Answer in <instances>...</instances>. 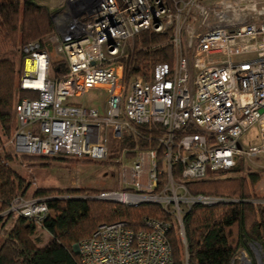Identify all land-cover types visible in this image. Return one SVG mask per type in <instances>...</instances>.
Wrapping results in <instances>:
<instances>
[{"label": "built area", "instance_id": "2783aa9c", "mask_svg": "<svg viewBox=\"0 0 264 264\" xmlns=\"http://www.w3.org/2000/svg\"><path fill=\"white\" fill-rule=\"evenodd\" d=\"M52 1L54 55L66 71L50 77V54L40 41L22 45L18 83L36 97L14 106L15 153L104 160L109 140L146 141L122 149V161L133 152V163L122 167L123 188L89 198L154 203L172 220L100 223L77 253L81 264H173L167 236L173 222L186 263L190 209L240 201L191 192L187 182L226 171L239 158L264 156V0ZM146 29L168 31L173 59L154 65L147 78L126 76L125 45ZM93 88L105 92L101 108L72 99ZM48 200L17 196L5 212L40 222ZM230 264H264V252L249 241Z\"/></svg>", "mask_w": 264, "mask_h": 264}, {"label": "trees", "instance_id": "16d2710c", "mask_svg": "<svg viewBox=\"0 0 264 264\" xmlns=\"http://www.w3.org/2000/svg\"><path fill=\"white\" fill-rule=\"evenodd\" d=\"M20 6L22 7V32L19 37L15 35L14 41H23L49 33L52 23L47 8L36 5L32 0H0L1 18L17 31L19 17L16 15L19 13ZM39 19H41L42 26L38 23ZM136 36L139 43L142 44V48L136 49L135 47L130 60L125 61L124 72L126 76L138 74L147 78L148 72L158 60L170 62L172 46L167 40L168 31L157 33L146 29L137 33ZM163 38H167L165 45L153 51L147 49L146 45L159 42ZM27 42L25 41L24 44ZM42 46L45 45L42 44ZM20 59L22 61L21 53ZM9 64L7 59L0 58V74L1 68L10 72ZM65 71L64 61L56 63L51 68L49 66L50 77L62 75ZM9 79H11L9 75L0 76V126L10 138L12 133L9 132L13 118L15 123V104L24 97L35 98L36 94L20 88L19 83L14 87L13 81ZM17 92L19 96L14 100ZM117 142L121 147L129 148L145 147L148 144L143 140L135 141L131 137L119 139ZM125 156L132 158L133 152L126 151ZM8 158L6 156V160ZM3 161L4 159L0 155V222L2 219L13 216L16 219V224L6 232L0 242V264H81L78 253L72 249V244L83 236L85 238L91 235L100 223L125 220L130 226L136 227L144 216L172 220L154 203L130 206L122 203L91 200L88 196L86 198L81 196V194L98 192L99 189L92 191L70 189L71 194L76 193L77 195L69 198L52 197L47 201L48 213L40 222L13 212H5L13 198L23 195L14 193L12 179L14 174ZM241 161L242 158H239L236 165L226 171L238 170ZM250 178L251 182L258 180L254 174H251ZM237 179L239 178L187 182V188L191 192L236 197L240 198V201L212 206L194 205L190 209L184 217L186 263L185 251L183 248L181 250L180 238L176 226L172 222L167 236L171 245L173 264H230V260L237 250L246 246L249 241L258 242L264 252V203L243 201L242 199L257 198L259 195L249 192L247 183ZM43 194L45 193L38 192L34 196H44ZM215 211L218 215L215 214ZM36 224H39L50 236L43 245L37 244L38 238L30 239L28 236L34 231Z\"/></svg>", "mask_w": 264, "mask_h": 264}, {"label": "rangeland", "instance_id": "374dc122", "mask_svg": "<svg viewBox=\"0 0 264 264\" xmlns=\"http://www.w3.org/2000/svg\"><path fill=\"white\" fill-rule=\"evenodd\" d=\"M32 1L36 5L47 8V11L50 15V21L52 23V28L49 33L42 34L35 38H28L23 41H19L17 38L18 41H14L13 39L15 35L19 37L22 32V7H19V13L18 15H16V17H19L17 22V31H15L14 28H11V24L6 22L0 16V58L7 59L11 67L10 72L1 68L0 76L9 75L11 77V79L9 80L13 81L14 87L17 86V83L19 81V70H21L22 64L20 53L21 47L25 41L37 40L40 41L41 44L45 45L44 48L50 54V68L53 67L56 63L63 62V60L59 58V56L54 55L55 26L53 23V14L56 11L55 3L52 0ZM38 23L40 26H42L41 19H39ZM166 39L167 38H163L159 42L146 45V47L151 51L156 50L157 48H160L166 44ZM135 47L136 49L142 48V44L139 43L137 36L130 39L125 45L124 50L128 53L127 59L125 58L126 60H130ZM170 54L171 55L169 61L171 62L174 56L173 49L170 50ZM160 62L164 61L158 60L153 64V67ZM153 67L151 68V70L153 69ZM151 70L148 72L147 77L150 75ZM18 96V92L15 93L14 100H16ZM104 98L105 92L102 89L93 88L90 89L84 97H75L72 99L77 103H82L84 105L93 104L101 108L104 102ZM14 125L15 123L13 118V124L9 133L13 132ZM250 132H252V130H250ZM250 132H248V136ZM117 141L118 140L108 141L107 144L109 146V154L104 160H93L87 157H59L54 155L28 156L27 154L15 153L10 143L8 134L4 133L0 126V155L4 159L3 162L8 166L9 170L12 171V174H14L12 176L14 183V193H22L24 198L38 197L34 196V194L38 192L45 193L43 195L49 199L58 196L69 198L77 195L76 193L71 194V192H69L70 189H81L87 191L99 189V191L95 193L91 192L87 194H81L82 197L88 196L89 198V196L91 197L92 195H95L104 190H118L123 188L124 181L121 174L122 167H129L133 163V159L131 157L127 158V156L124 157L123 161L120 159L123 147H121L120 143ZM6 156L9 157L7 160ZM251 174L256 175L258 177V180L255 182H251ZM234 178H239L237 180H239L240 182L245 181L247 183V190L249 192L259 195V197H257L259 199H264V156L250 158L249 160L242 159L238 170L233 169L215 173L207 179L221 180ZM20 181L21 183H19ZM215 214L218 215L216 211ZM15 224L16 219L13 216L1 220L0 242L6 235V232ZM175 226L176 229H178L176 223ZM28 236L30 237V239L38 238V245H42L49 239L48 233L43 230V228L39 224H36L34 231ZM80 239L72 244V249L76 253V246ZM179 244L181 246V250L182 248L184 249L181 239L179 241Z\"/></svg>", "mask_w": 264, "mask_h": 264}, {"label": "crops", "instance_id": "0c3cea01", "mask_svg": "<svg viewBox=\"0 0 264 264\" xmlns=\"http://www.w3.org/2000/svg\"><path fill=\"white\" fill-rule=\"evenodd\" d=\"M226 1H228V0H223V2H226ZM223 11H224V9H223ZM48 236H49V234H48ZM49 237H50V236H49ZM47 241H48V240H47ZM47 241H46V242H47ZM46 242H44L43 244H45ZM43 244H42V245H43Z\"/></svg>", "mask_w": 264, "mask_h": 264}]
</instances>
